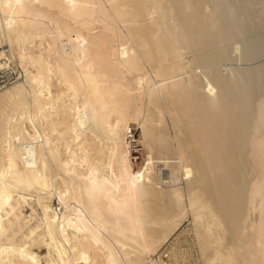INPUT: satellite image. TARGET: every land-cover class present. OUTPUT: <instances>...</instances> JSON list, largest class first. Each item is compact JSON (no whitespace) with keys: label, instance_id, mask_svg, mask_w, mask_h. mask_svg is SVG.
I'll return each mask as SVG.
<instances>
[{"label":"bare ground","instance_id":"1","mask_svg":"<svg viewBox=\"0 0 264 264\" xmlns=\"http://www.w3.org/2000/svg\"><path fill=\"white\" fill-rule=\"evenodd\" d=\"M0 73V264H156L168 214L264 264V0H0Z\"/></svg>","mask_w":264,"mask_h":264},{"label":"rangeland","instance_id":"2","mask_svg":"<svg viewBox=\"0 0 264 264\" xmlns=\"http://www.w3.org/2000/svg\"><path fill=\"white\" fill-rule=\"evenodd\" d=\"M148 19L145 18V22ZM188 52V51H187ZM186 52V53H187ZM185 53V54H186ZM184 54L185 58L190 57L191 52H188L186 55ZM188 56V57H187ZM11 78L6 82V83H11L17 79L19 76L18 71L15 69V72H13L12 75H10ZM12 79V80H11ZM5 82H2V84ZM183 123L185 124L184 127L182 128L184 133V136L187 135V131L192 130L193 134H196L198 132V125H195V123H192V119H188L186 115H183ZM189 120V121H188ZM130 130L135 132V135L140 138V131L136 123H130L129 125ZM137 126V127H136ZM186 137V136H185ZM141 145V144H140ZM194 150V149H193ZM146 149L144 146L141 145V149L139 150V153H135V155L132 154L130 157L132 165H134V168H138L145 157ZM160 155V154H159ZM197 157V153L195 154ZM249 161V162H248ZM248 162V163H247ZM245 167L243 169V172L247 176V178L250 180L252 178V175L250 172H252L251 169V160L248 158L246 159L245 157ZM137 166V167H136ZM251 175H250V174ZM247 179V181H248ZM219 182L224 183L223 185H220L219 183L216 182L215 188L212 185V183L209 181L205 182V194L204 198L207 200H210V202H213V204L216 205V202L218 200V197H221V195L227 194L231 188L229 187V184H225L224 179L222 177H219ZM43 195L45 193L39 190L35 189H30L28 191H24L23 193V199L24 202L21 201L20 203L22 204L21 212L22 214L26 215L28 213L31 214V223L34 225L36 224L37 221H39L40 217L42 218V210L41 206L36 198L35 195ZM214 209L216 208L215 206L213 207ZM216 210V209H215ZM163 228H167L165 239H163L161 245L159 246L158 252L162 250L164 247L169 248L170 252V260L167 262V264H203L202 262V257H201V252H200V247L199 243L193 230L192 226L187 223V216L186 214L181 215V217L177 218H172L171 214H168L164 217L163 220ZM230 231L226 232V237L229 239L231 236ZM229 235V236H228ZM164 238V237H162ZM158 252L156 254H158ZM200 252V253H199ZM209 252V251H208ZM44 253V250H39L40 256H42ZM155 254V255H156ZM154 255H151L153 257ZM149 263V261H148ZM151 263V262H150ZM42 264H45L44 260L42 259Z\"/></svg>","mask_w":264,"mask_h":264},{"label":"built area","instance_id":"3","mask_svg":"<svg viewBox=\"0 0 264 264\" xmlns=\"http://www.w3.org/2000/svg\"><path fill=\"white\" fill-rule=\"evenodd\" d=\"M0 73V80H4L5 77H1ZM12 80V79H11ZM126 140H127V145L130 153V157L132 154H134L136 157L135 153H139V150L141 149L140 142L138 141V137L135 135V132L128 129L126 131ZM170 252L169 248L164 247L162 250L158 252V254L154 255L151 259L150 262L156 263V264H167V262L170 260Z\"/></svg>","mask_w":264,"mask_h":264}]
</instances>
